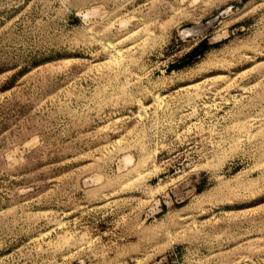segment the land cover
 <instances>
[{
  "label": "rangeland",
  "instance_id": "1",
  "mask_svg": "<svg viewBox=\"0 0 264 264\" xmlns=\"http://www.w3.org/2000/svg\"><path fill=\"white\" fill-rule=\"evenodd\" d=\"M0 264H264V0H0Z\"/></svg>",
  "mask_w": 264,
  "mask_h": 264
}]
</instances>
